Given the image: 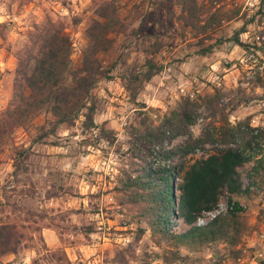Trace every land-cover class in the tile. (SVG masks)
I'll use <instances>...</instances> for the list:
<instances>
[{"label": "rangeland", "instance_id": "obj_1", "mask_svg": "<svg viewBox=\"0 0 264 264\" xmlns=\"http://www.w3.org/2000/svg\"><path fill=\"white\" fill-rule=\"evenodd\" d=\"M101 1L0 0V113L8 109L13 98L18 66L16 56L29 43L36 28L44 29L50 20L58 27H64L73 42L72 58L76 67L86 45L90 20H104L97 15ZM110 1L114 2L118 17L128 30L126 34L110 35L115 45L102 59L107 64L118 61L114 79L102 80L93 92L97 98L94 123L112 131L114 141L101 136L99 128L85 131L84 117H80L75 126L61 127L57 135L47 138L45 144L35 143L42 133L39 128L46 121L43 112L37 114L25 128H16L12 134L16 146L30 149V158L26 162L28 174L19 172L18 177H14L12 149H5L0 156V201L16 204L23 211L47 212L52 217L68 213L59 222L62 227L94 225L96 232L91 235V241H87L79 230L72 229L63 234L64 241H59L57 248H49L50 237L44 238L50 250L64 248L74 264H110L112 257L128 248H133L137 255L136 261L130 264H166L163 255L174 247L173 244L163 241L160 246L156 245L147 224H138L122 214L120 195L114 191L127 167L131 127L138 126L143 119H148V123L159 122L166 111L177 106L182 96L214 94L219 90L225 94L222 103L228 106L226 113H229L232 125L243 122L263 131L253 145L252 154L260 153L258 158L264 156V86L255 85L258 76L264 80V18L258 16L256 22L247 27V32L241 34L240 39L248 48L227 41L243 26L244 14L250 17L257 13L264 0H217L212 13L220 10V14L238 12L239 15L230 22L223 18L221 26L212 28L208 36L196 35V30L185 27L179 18L182 12L175 4L176 0ZM204 37L207 43L217 39L224 42L212 54L202 57L197 54L200 47L195 43ZM158 43L163 45L157 57L162 70L144 85L135 104L121 76L132 70L140 71L145 64L144 51L159 46ZM239 92L251 100L232 111L226 96ZM143 104L146 108H139ZM208 117L202 107L197 124L191 128L195 137L200 136L210 122ZM215 125L219 127L220 123ZM183 140L178 138L167 147L173 148ZM216 147L217 144L207 145L204 151L191 154L188 160L213 154ZM254 164L255 159L239 171L245 188L251 181L255 185L247 194L233 197V201L243 208L238 213L239 243L230 246L220 241L195 250L180 247L182 257H188L186 264H264V174L255 176L251 171ZM23 190H34L35 194L21 195ZM49 194L56 196L47 199ZM229 210V195L225 192L212 213L218 216ZM11 211L6 210L0 217L4 220L12 218ZM200 219L204 221L200 222ZM213 219L211 214L204 213L196 225L204 226ZM140 229L146 232L137 240ZM186 229L183 220H173V233H182ZM34 237L23 246L18 257L7 256L3 258L4 263L12 259L11 264H55L37 234Z\"/></svg>", "mask_w": 264, "mask_h": 264}, {"label": "trees", "instance_id": "obj_2", "mask_svg": "<svg viewBox=\"0 0 264 264\" xmlns=\"http://www.w3.org/2000/svg\"><path fill=\"white\" fill-rule=\"evenodd\" d=\"M175 4L181 8L180 20L186 28L196 30V35L208 36L212 28L221 26L223 18L230 22L239 15L238 12L220 14V10L212 13L217 0H176ZM97 15L104 20H90L86 29V45L76 67L71 38L64 27H58L51 20L44 29L36 28V32L30 35L29 43L18 52L13 98L8 109L0 113V156L5 149H12L14 177L17 178L19 172L28 174L26 162L30 158V149L16 146L12 142V134L16 128H25L37 114L43 112L46 121L39 128L42 133L35 143L46 142L49 136L57 135L61 127L75 126L80 117H84L85 131L99 128L94 123L97 98L93 91L102 80L114 79L113 72L118 63L112 61L107 64L102 56L113 51L115 41L110 35L126 34L128 27L118 17L113 1L102 0ZM258 16L264 18V1L254 15L248 17L247 13L244 14L243 26L227 41L243 49L248 48L240 36L247 32V27L254 24ZM206 41L204 37L195 43L200 47L197 54L202 57L212 54L224 42L223 39L214 43ZM158 45L160 47L154 45L144 51L145 64L140 71L132 70L121 76L135 104L144 85L162 70L157 57L163 45ZM255 85L264 86V80L258 76ZM224 96L219 90L214 94L182 96L177 106L166 111L159 122L148 123V119H143L138 126L131 127L132 142L127 167L123 169L114 191L120 195L122 214L138 224H147L156 245L160 246L163 241L173 244L174 247L163 255L166 264L176 261L186 264L188 257H182L180 247L195 250L220 241L236 246L240 241L238 213L243 208L233 201V197L247 194L255 185L251 181V185L245 188L239 170L255 159L251 171L255 176L264 174V156L258 158L260 153L252 154L253 145L263 131L243 122L232 125L229 113H226L228 106L222 103ZM226 97L232 111L251 100L241 92ZM141 106L139 108H146L144 104ZM202 107L208 113L210 122L201 135L195 137L191 128L197 124ZM217 123H220L219 127L215 125ZM256 131L260 134H255ZM99 134L114 141L113 132L104 127L99 128ZM178 138L184 140L173 148L167 147ZM210 144H217L213 154L195 161L188 160L191 154L204 151ZM28 180L31 179L28 177ZM225 192L229 195L231 210L216 216L204 226L196 225L204 213L217 209ZM34 194V190L21 191L24 196ZM47 197L54 198L52 194ZM9 209L12 210V218L4 220L0 217V264H6L3 258L7 256L18 257L23 246L34 240L35 234L55 264H74L64 248L50 250L47 247L43 231H55L61 242L64 241L63 234L71 229L79 230L87 241H91V235L96 232L94 225L62 227L59 222L68 213L52 217L47 212L23 211L16 204L0 201V214ZM174 219L183 220L188 229L173 233L171 226ZM145 232V229H140L137 240ZM136 259L135 250L128 248L112 257L110 264H130Z\"/></svg>", "mask_w": 264, "mask_h": 264}, {"label": "crops", "instance_id": "obj_3", "mask_svg": "<svg viewBox=\"0 0 264 264\" xmlns=\"http://www.w3.org/2000/svg\"><path fill=\"white\" fill-rule=\"evenodd\" d=\"M48 235V237H50V240H51V242L52 243H49L48 244V247L49 248H57V247H59V237L57 236V234L53 231V230H50V229H45L44 231H43V237L44 238H46V236ZM10 258H11V256H9ZM76 259H77V257H76ZM11 260L12 259H9V260H7L6 262V264H11L10 262H11ZM73 260V259H72Z\"/></svg>", "mask_w": 264, "mask_h": 264}, {"label": "built area", "instance_id": "obj_4", "mask_svg": "<svg viewBox=\"0 0 264 264\" xmlns=\"http://www.w3.org/2000/svg\"><path fill=\"white\" fill-rule=\"evenodd\" d=\"M213 212V211H212ZM212 212H209V214H211L214 218L216 217L215 214H213ZM204 220L200 219V222H203Z\"/></svg>", "mask_w": 264, "mask_h": 264}]
</instances>
